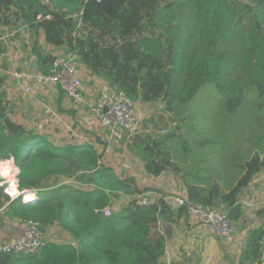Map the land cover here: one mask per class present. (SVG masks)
I'll return each instance as SVG.
<instances>
[{"label": "trees", "instance_id": "trees-1", "mask_svg": "<svg viewBox=\"0 0 264 264\" xmlns=\"http://www.w3.org/2000/svg\"><path fill=\"white\" fill-rule=\"evenodd\" d=\"M242 1L0 0V41L7 29L43 30L48 44L65 45L88 72L133 100L163 103L178 117L177 128L158 126V136L153 131L134 135L131 148L150 174L174 170L182 175L190 201L221 208L243 223V196L264 172V132L256 136L260 151L240 161L231 184L220 180V173L200 176L185 170L170 151L189 101L207 84L220 93L226 114L242 110L251 92L258 94L257 108L264 114V0ZM37 54L41 69L51 73L56 58L40 49ZM6 79L0 71V160L14 158L21 169L19 189L37 190L38 200L25 203L18 197L8 203L0 186V209L10 220L37 221L43 229L57 225L75 244L47 241L32 254L0 252V264H163L167 242L159 224L187 219V205H174L161 193L145 205L133 198L120 211L102 214L115 190L142 192L134 178H119L112 167L99 166L93 146L57 145L14 121ZM61 177L94 188L85 190ZM252 210L260 225L248 229L238 264H262L264 206Z\"/></svg>", "mask_w": 264, "mask_h": 264}, {"label": "crops", "instance_id": "crops-1", "mask_svg": "<svg viewBox=\"0 0 264 264\" xmlns=\"http://www.w3.org/2000/svg\"><path fill=\"white\" fill-rule=\"evenodd\" d=\"M42 1L46 2L47 0ZM0 43L3 49L0 52V71L7 77L4 87L9 100V110L12 112L14 108V110L18 109L21 112L24 107L31 109L27 110L26 116L21 117L25 122H22L19 118L16 120L13 117L14 121L27 126L29 130L33 129L35 133H45L44 135L57 145L62 146L70 143L94 145L93 147L100 155L98 158L99 166L106 164L112 167L119 178L133 177L139 190H142L139 193L123 194L122 199L124 200L125 197H128L129 200L125 202L126 204H122V208L134 198V195L145 194L150 201H155L161 193L171 198L174 196H187V190L181 178L182 175L174 170H168L158 176L150 174L145 169L141 157L130 146L131 137L134 135H145L153 131L158 132L156 135L158 136L161 131L146 127L145 132H135L134 135H130V140L126 138L120 141L112 140L107 142L109 135L107 130L103 128L99 118L93 116L97 88H109L111 86L104 79L92 75L78 61L80 68L85 73L83 84L85 103H74L56 87L36 84L35 77L39 73L45 74L39 64L37 51L40 49L45 53H51L55 58L71 55L77 59L76 55L67 51L65 45L55 47L48 44L43 30L35 33L28 26H20L12 30L7 29ZM4 63L5 65H3ZM27 81L33 85V91L30 94L25 91V83ZM14 94L21 96L22 100L19 101L20 98H15ZM135 102L141 110V118L143 115H150L154 125L156 121L159 122V119L153 113L156 112L155 109L157 107H162L161 104H143L140 100ZM150 105L152 112L147 113V107ZM157 113L162 112L158 111ZM42 119L47 120V125L42 123ZM38 121L39 125L43 126L41 131L31 127L37 125ZM145 121L146 118H144ZM109 143L112 145V150L107 153L106 147ZM119 154L128 156L132 159L134 165L126 163L128 168L118 166L116 164L118 162L116 156ZM10 159L14 161V166L17 167L14 158ZM121 169H124L125 172L121 171ZM69 180L61 177L60 181L67 183ZM81 185V188L85 190L94 188L92 184ZM22 197L23 195H21ZM120 197V195L113 193L112 203L106 206H111L114 211H120L122 208L118 210L113 203L119 202ZM247 200H251L256 204L264 200V172L250 184L242 202ZM174 204L176 205V203ZM2 209L0 212V245L18 239L23 234L27 223L16 219H7L4 212L5 208ZM255 211L245 206V218L242 221L243 223L239 222V237L233 247L227 246L218 236L210 234L203 225L191 224L186 218H182L179 223L161 222L159 229L166 237L167 242L166 251L161 262L163 264H238L241 247L246 241L248 229L260 225ZM43 233L45 238H48L47 241L75 242L68 232L63 231L57 225H50L47 229H44Z\"/></svg>", "mask_w": 264, "mask_h": 264}, {"label": "rangeland", "instance_id": "rangeland-1", "mask_svg": "<svg viewBox=\"0 0 264 264\" xmlns=\"http://www.w3.org/2000/svg\"><path fill=\"white\" fill-rule=\"evenodd\" d=\"M248 1L249 0H243L242 2L248 3ZM28 83V81L25 83V91ZM205 86L206 87L201 88L199 93L189 101L188 107L181 116V118L185 119L181 134L175 136V138L173 137L170 143V151L173 158L178 163L182 164L185 170H190V172L199 174L200 176H211L220 173L223 176L220 180H226V183L231 184L236 180L235 178L239 171L238 165L240 161L260 151L256 136L264 132V114H261L262 112H259L260 110L258 111L257 102L259 98L256 92L249 93L247 103L243 105L244 107L242 110L235 115H228L226 114L227 112H225L226 107L222 102L220 93L218 95L215 89L216 87L212 84H207ZM26 93L30 94L31 92ZM14 96L15 98H20L19 101L22 100L21 96L15 94ZM16 101H18V99H16ZM159 104H161L162 107H157L155 109L156 112L153 113L159 119V122L156 121L155 125L150 115H143L141 118V110L137 105V108L140 110L137 132H145L146 127L154 128V130L157 131L156 128L162 126V128L171 132L174 131V128H177L178 117L166 111L163 103ZM147 109V113L152 112L151 105L148 106ZM27 110L31 109L24 107L21 109V112H19L18 109L14 110L13 108L11 117H14L16 120L19 118L22 122H25L21 117L24 115L26 116ZM158 111L162 113H157ZM144 118H146L145 122ZM42 123L47 125V120L42 119ZM31 127L41 131L43 126H40L38 121L37 125ZM153 133L154 135L158 134V132ZM129 135H126L124 139H129ZM184 138L186 142H184ZM206 139L209 140L208 144L205 142ZM54 141L56 140L54 139ZM107 142H110L109 137H107ZM199 142H202L203 145H199ZM83 146L89 147L91 144H84ZM116 159L118 161L116 162L118 166L126 167V163L134 165L132 159L125 154L117 155ZM121 171L125 172L124 169H121ZM67 183L80 186L79 183L72 179ZM131 191V189L124 188L114 191L115 195L121 196L119 202H113L118 210L122 208V204L129 200L128 197H125L123 200L122 195H127L131 193ZM136 196L134 195V198ZM165 198L172 204L175 203L173 198L166 195ZM238 237L239 236H237V239Z\"/></svg>", "mask_w": 264, "mask_h": 264}, {"label": "built area", "instance_id": "built-area-1", "mask_svg": "<svg viewBox=\"0 0 264 264\" xmlns=\"http://www.w3.org/2000/svg\"><path fill=\"white\" fill-rule=\"evenodd\" d=\"M85 73L80 68L79 62L75 56H59L54 61V67L49 74L39 73L35 77V82L39 86H52L62 89L66 96L74 103H85L86 99L83 93ZM33 85L28 83L26 92H32ZM95 106L93 116L99 118L101 125L108 132L110 141L123 140L126 135H134L138 129L140 120V110L137 108L135 100H133L123 89L118 86H110L109 88L98 87L95 93ZM129 135V136H130ZM112 150V145L109 143L106 147V152ZM3 161V160H1ZM19 175V174H18ZM16 176L18 187L19 180ZM0 181H4V177H0ZM5 189L8 184H2ZM35 192V198L28 201L33 202L38 200L37 190H21ZM6 195H8L5 192ZM23 195V194H22ZM9 202L13 199L9 196ZM136 202L145 205L150 202L145 195H137ZM23 200V197H22ZM176 205H187V219L191 224H200L212 235L218 236L223 242L233 247L236 243L239 233V223L232 220L227 212L221 208H210L200 203L190 201L187 196H174ZM247 208H255L264 206V200L259 204L251 200L243 202ZM3 209H0V212ZM105 216H110L114 210L111 206H105L101 210ZM98 213V210H95ZM47 243L42 227L39 222L30 220L26 223L23 234L16 240L0 245V252L15 253V254H32L39 252Z\"/></svg>", "mask_w": 264, "mask_h": 264}, {"label": "clouds", "instance_id": "clouds-1", "mask_svg": "<svg viewBox=\"0 0 264 264\" xmlns=\"http://www.w3.org/2000/svg\"><path fill=\"white\" fill-rule=\"evenodd\" d=\"M21 169L19 167L14 166V161L12 159H8L5 161H0V177H4V181H0V186L4 182L8 184V187L5 189V192L15 199L18 196L23 194V202H28L35 198V192L25 191L22 193L18 189V182L16 176L20 173Z\"/></svg>", "mask_w": 264, "mask_h": 264}, {"label": "water", "instance_id": "water-1", "mask_svg": "<svg viewBox=\"0 0 264 264\" xmlns=\"http://www.w3.org/2000/svg\"><path fill=\"white\" fill-rule=\"evenodd\" d=\"M42 231H44V229H42ZM262 264H264V256H263V259H262Z\"/></svg>", "mask_w": 264, "mask_h": 264}, {"label": "bare ground", "instance_id": "bare-ground-1", "mask_svg": "<svg viewBox=\"0 0 264 264\" xmlns=\"http://www.w3.org/2000/svg\"><path fill=\"white\" fill-rule=\"evenodd\" d=\"M30 201V200H29Z\"/></svg>", "mask_w": 264, "mask_h": 264}]
</instances>
